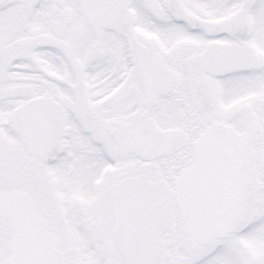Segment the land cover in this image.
Segmentation results:
<instances>
[{"label":"snow or ice","instance_id":"6c2138e0","mask_svg":"<svg viewBox=\"0 0 264 264\" xmlns=\"http://www.w3.org/2000/svg\"><path fill=\"white\" fill-rule=\"evenodd\" d=\"M0 264H264V0H0Z\"/></svg>","mask_w":264,"mask_h":264}]
</instances>
